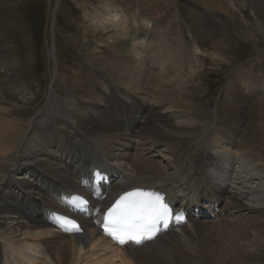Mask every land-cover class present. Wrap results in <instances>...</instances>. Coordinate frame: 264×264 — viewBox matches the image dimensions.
I'll use <instances>...</instances> for the list:
<instances>
[{
  "label": "bare ground",
  "instance_id": "1",
  "mask_svg": "<svg viewBox=\"0 0 264 264\" xmlns=\"http://www.w3.org/2000/svg\"><path fill=\"white\" fill-rule=\"evenodd\" d=\"M119 10L113 6L99 23L106 31L115 28L119 34V49L114 54L123 65L120 81L114 83L96 75L85 78L78 73L75 87L87 81L88 92H72V102L58 100L52 94L49 104L55 114L26 124L11 115L17 104L6 99V79L17 93L25 97L26 91L17 80L18 60L0 39V264H219L212 236L229 239L225 249L237 255L233 249L237 237L242 236L244 241L249 234L234 233L230 238L225 228L208 227L201 219L206 215L219 217L224 210L249 217L248 225L264 219V160H260L264 124L258 125L257 117L250 113V96L261 98L264 85L247 86L250 91L245 98L249 99L236 96L241 92L239 84L229 87L224 123L199 133V116L180 111L173 105L178 101L169 99L172 94L185 100L187 87H169L175 81L170 75H153L151 79L145 75L147 68L158 67L152 61L157 52L150 49L158 43L157 36L148 37V29L141 23L137 33L129 17L119 15ZM142 21L149 24L150 20ZM140 88L148 96L137 95ZM134 137L142 140L144 146H140L143 149L146 145L147 151L152 143L178 154L174 173L142 158L144 152L129 159L105 154L115 148L113 145L121 146L122 141L129 142L132 150L139 149L132 142ZM198 137L200 140L191 146L190 140ZM111 139L114 144L107 147L105 141ZM94 168L112 173L110 185L103 189L105 200L100 201L103 210L126 191L156 188L168 193L185 211H202L143 247L119 248L103 235L102 222L76 215L68 204L71 195L81 192L90 197V213L98 212L97 198L83 175ZM55 213L73 216L86 232L63 231L54 223Z\"/></svg>",
  "mask_w": 264,
  "mask_h": 264
},
{
  "label": "rangeland",
  "instance_id": "2",
  "mask_svg": "<svg viewBox=\"0 0 264 264\" xmlns=\"http://www.w3.org/2000/svg\"><path fill=\"white\" fill-rule=\"evenodd\" d=\"M113 6L121 9L119 15L129 17L137 33L141 23L148 29V37L157 36L158 43L150 49L157 52L152 61L158 67L155 70L147 68L145 75L149 79L153 75H170L169 78L175 81L169 87H187L185 100L172 97V94L169 99L178 101L173 105L181 108H178L180 111L199 116V133L208 126L220 128L224 123L229 87L239 84L241 92L236 96L249 99L245 98L250 91L248 87L264 85V0H0V39L16 56L17 80L26 91L24 97L14 90L9 79L4 80L6 99L17 104L11 115L25 124L42 116L54 115L49 104L52 94L58 100L72 102V92L78 94L90 90L87 81L83 86L75 87L78 73L85 78L96 75L114 83L120 81L124 76L123 65L114 54L119 49L116 45L119 34L115 28L106 31L99 23L103 13L110 12ZM143 18L150 20L149 24L143 22ZM137 90V95L148 96L144 89ZM250 97V113L257 117L258 125L264 124V95L257 99ZM108 140L105 144L110 147L114 140ZM198 140L200 137L196 141L190 140L191 146ZM132 142L139 149L132 150L129 142L124 146L122 141L121 146L113 145L115 148L111 147L112 150L105 151V154L129 159L142 156L140 154L144 152L142 158H149L174 173L178 154H172L164 145L154 146L152 143L151 150H145V145V151H142L140 145L144 144L142 140L138 142V137ZM27 177L29 179L30 174ZM195 212L190 211L189 215ZM245 217L242 213L229 214L224 210L219 217L206 215L201 219L207 226L225 228L230 238L234 233L249 234V240L237 237V245L233 248L237 255L231 249H225L229 239L213 235L212 247L219 264H264V219L248 225L249 217ZM232 225L238 226L237 230Z\"/></svg>",
  "mask_w": 264,
  "mask_h": 264
},
{
  "label": "snow or ice",
  "instance_id": "3",
  "mask_svg": "<svg viewBox=\"0 0 264 264\" xmlns=\"http://www.w3.org/2000/svg\"><path fill=\"white\" fill-rule=\"evenodd\" d=\"M81 204L87 205V201ZM77 204L80 211L85 207ZM65 230L79 231V226L72 220L58 217ZM179 221L180 215L173 216L171 209L164 203L163 197L141 191L129 192L122 196L107 212L103 223L104 231L120 244L141 245L152 240L161 227H166L170 220Z\"/></svg>",
  "mask_w": 264,
  "mask_h": 264
}]
</instances>
